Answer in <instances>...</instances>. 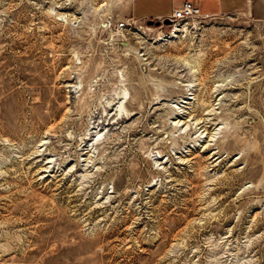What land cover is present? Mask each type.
<instances>
[{
	"label": "rangeland",
	"instance_id": "1",
	"mask_svg": "<svg viewBox=\"0 0 264 264\" xmlns=\"http://www.w3.org/2000/svg\"><path fill=\"white\" fill-rule=\"evenodd\" d=\"M124 21L0 0V264H264V0Z\"/></svg>",
	"mask_w": 264,
	"mask_h": 264
},
{
	"label": "crops",
	"instance_id": "2",
	"mask_svg": "<svg viewBox=\"0 0 264 264\" xmlns=\"http://www.w3.org/2000/svg\"><path fill=\"white\" fill-rule=\"evenodd\" d=\"M194 3L205 16L230 15L248 9L252 0H122L133 21L167 19L183 2Z\"/></svg>",
	"mask_w": 264,
	"mask_h": 264
},
{
	"label": "built area",
	"instance_id": "3",
	"mask_svg": "<svg viewBox=\"0 0 264 264\" xmlns=\"http://www.w3.org/2000/svg\"><path fill=\"white\" fill-rule=\"evenodd\" d=\"M202 17H207V16L201 14L199 8H197V6L194 3L190 1H185L173 11L171 16L167 18V20L170 22V26L174 28L176 25H180L181 23L186 22V20L201 19ZM163 20L165 19H161L160 22H162ZM128 21L131 22L133 20L128 18ZM127 22L124 21L118 24L119 28L124 27V25H126Z\"/></svg>",
	"mask_w": 264,
	"mask_h": 264
},
{
	"label": "bare ground",
	"instance_id": "4",
	"mask_svg": "<svg viewBox=\"0 0 264 264\" xmlns=\"http://www.w3.org/2000/svg\"><path fill=\"white\" fill-rule=\"evenodd\" d=\"M119 1H121V0H119ZM184 32H186L185 25L181 23L180 25H176L173 28V30L171 31V37H173L176 34H183ZM117 113H118V111H117Z\"/></svg>",
	"mask_w": 264,
	"mask_h": 264
},
{
	"label": "water",
	"instance_id": "5",
	"mask_svg": "<svg viewBox=\"0 0 264 264\" xmlns=\"http://www.w3.org/2000/svg\"><path fill=\"white\" fill-rule=\"evenodd\" d=\"M160 24H162L163 26H170V22L167 19L163 20L162 22L155 21V20L154 21L153 20H147L146 21V25H148V26H153V25L160 26Z\"/></svg>",
	"mask_w": 264,
	"mask_h": 264
}]
</instances>
